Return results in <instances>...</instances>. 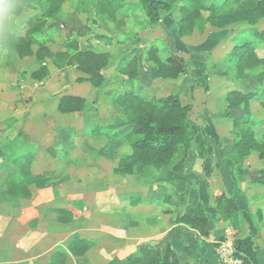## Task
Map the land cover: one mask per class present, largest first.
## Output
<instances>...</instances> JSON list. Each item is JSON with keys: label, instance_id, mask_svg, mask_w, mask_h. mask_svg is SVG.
<instances>
[{"label": "crops", "instance_id": "obj_1", "mask_svg": "<svg viewBox=\"0 0 264 264\" xmlns=\"http://www.w3.org/2000/svg\"><path fill=\"white\" fill-rule=\"evenodd\" d=\"M126 2L122 3L123 17L115 21L99 15L89 0H62L61 6L54 14V20L57 22L69 27L88 29V34L79 39L81 44L88 43L93 50L107 51L112 55L110 63L102 69L104 82L100 87H94L88 81H76L78 77H86L76 66L58 69L50 60L43 63L46 68L45 77L36 80L31 77L39 67L35 55L20 57L5 44L6 37L24 35L26 20L43 12L46 9L43 3L39 5L41 11H34L33 14L28 12L36 9L24 10L20 14L22 20L19 24L9 23L5 26L4 21L0 20V130H5L6 134L9 132L13 140L6 145L0 142V183L7 175L5 168L14 167V161L24 154L33 155L30 173L34 176L33 182L28 186L29 197L11 202L0 200V264H49L53 253L59 248H65L66 245L62 243L64 238L55 233L54 228L57 226L49 214H57L55 209L66 207L69 200L80 196V175H75L78 161L74 157L65 160L63 153L74 154L80 150L76 141L82 130L88 131L95 124L107 125L112 117H122V108L112 100L115 93L131 91L147 96L143 92L145 84L148 86L154 81L168 80L153 79L150 76L149 68L152 65L145 61L148 48L155 45L158 49L157 55L163 61L171 52L186 58L188 69L192 71H195L194 66L197 67L203 60L201 53L190 56L194 32L190 35L179 33V12L176 23L169 19L170 13H166L161 15L160 26H150L146 16L143 17L136 6L138 1L133 0L132 5ZM70 5L71 12L65 13ZM51 21L49 20L48 24ZM57 32L59 31H52L47 41V46L52 52L63 50L61 42H51ZM139 37L142 39L140 43ZM163 48H166L165 51ZM134 56L138 70L136 77L130 80L123 67L124 63ZM182 75L185 73L169 80L178 81ZM87 84L92 88H88ZM80 86H86L82 90L84 92L79 93ZM65 95L83 97V110L60 112L58 105L61 97ZM208 100L206 99V103ZM113 110L116 111V116L113 115ZM203 126L205 130L211 129V126ZM232 142L233 140L230 144ZM190 154L173 169L167 170L165 175L158 179L160 185L155 188L170 189L168 194H171V191L177 193L173 184H179L185 178L194 176L193 154ZM230 162L232 159L227 157H224L221 163L213 161L215 167L220 166V176L217 177L216 184L213 177L210 179V176L198 175L193 179L189 190L183 192L182 197L177 196L176 201H173L175 203H171L174 206L164 203L163 205L170 206L171 210L162 218L165 222L155 220L157 223L147 227V232L141 233L138 230L137 236L121 234L116 244L128 247L126 257L142 242L161 240L168 242L185 264H223L216 255L214 244L221 230L220 225L226 224L216 222L210 216L209 236L203 238L196 230L179 224L178 218L188 208L198 204L207 208L213 204L215 195L224 194L232 197L239 207L238 227H226V231L231 230L232 242L251 236L256 243L260 264H264V212L262 216H256L257 208L264 207L258 205L262 196L255 195L256 186H264L251 184L245 175L236 172L231 177H226ZM76 169L78 170V167ZM145 203L144 198H141L135 208L146 212L144 206H149L150 203ZM80 237L92 241V246L95 245L94 240Z\"/></svg>", "mask_w": 264, "mask_h": 264}, {"label": "rangeland", "instance_id": "obj_2", "mask_svg": "<svg viewBox=\"0 0 264 264\" xmlns=\"http://www.w3.org/2000/svg\"><path fill=\"white\" fill-rule=\"evenodd\" d=\"M132 1L117 0L116 2L118 5L124 2L132 5ZM173 1L174 9L168 14L169 19L176 23L179 8L186 4L187 0ZM258 1L260 0H241L238 4L234 3L222 9L221 17L229 19L230 15H234L225 27H218L207 21L201 31L194 30V36L191 38L193 43L191 53L193 54L190 53V56L198 53L204 56L201 64L194 66L196 70L188 69L185 75L175 82H170L172 80L168 79L154 81L148 86L145 84L146 88L144 87L143 91L146 97L153 100L170 93H177L182 103L192 105L191 119L194 126L190 135L194 136L198 132L201 134L200 142L203 144L204 154L212 159V163L215 160L221 163L224 157L232 159L226 177H231L235 172L240 173L241 169L254 171L264 169V160L258 158V146H255L254 150L243 158L237 157L235 153L231 154L229 150L230 142L235 134L247 128L241 123L237 125L232 123L234 118L242 116L249 117L252 124L251 129L255 132L257 141L264 143V106L262 104L264 103V36L256 34V30L259 32L264 30V16L259 17L254 25H247L246 18L243 20L239 14L235 15L238 8L252 9ZM136 6L145 17L139 4ZM71 8V5L68 6L67 11L64 12H71ZM34 11H41V6H38L36 10H31L28 14H33ZM202 15L207 18L209 12L203 11ZM256 16L254 14L252 18L256 19ZM237 18L238 21H235ZM67 31L61 28L54 34L51 42L55 43L54 40L61 42L67 35ZM138 42H142L140 37ZM238 43L244 45L246 48L243 49L247 52L241 56H231L233 45ZM165 49L163 48V51ZM142 64L146 65L143 62ZM80 87L79 93L84 92L82 90L86 86ZM87 87L92 88L90 84H87ZM247 92H259V98L252 97L253 99L246 104L241 93ZM206 99H209V102L206 103ZM228 101L237 103V106L225 114ZM246 107L249 108L248 112H245ZM112 113L116 116L115 110ZM110 123L122 124L121 117L110 118L107 124ZM203 124L211 126V129L205 130ZM104 126L106 124H95L88 131L82 130L77 135L76 141L80 145V150L74 154L63 153L65 160H71L74 157L79 163L75 166V175H80V196L69 200L63 208L64 212L57 214L50 212L49 217L57 226V228L53 227L55 233H58L60 238H64L62 242L64 245H68L76 234L94 240L95 244L89 248L87 253L69 255L64 264H125L128 247L116 244L120 240L119 236L123 233L137 236L138 230L144 233L147 232L145 229L152 227L156 221L165 222L162 218L171 212L169 207L174 206L171 203H175L173 201H176L177 196L189 190V186L193 185V179H196L198 175H203L201 158L198 156L194 141L188 153V155L193 154L192 173L194 176L185 178L179 184H173L177 193L171 191V194H168L170 189L155 187L160 185L158 179L163 177L167 170L173 169L177 163L186 158L182 148L167 167L156 169L151 166L138 165L132 174L115 173L114 168L118 159L130 152L128 142L122 133L126 127L113 129L115 133L112 131L113 134H111L109 130L105 133ZM11 140L9 132L6 134L5 130H0V142L6 145ZM219 168L220 166L213 165V173L208 177L210 179L213 177L215 184L217 177L220 176ZM256 187L255 195L262 196L258 205L264 207V188ZM141 198H144L146 203H150L149 206L145 203L144 209L151 213L138 211L135 208ZM164 203L170 206H165ZM257 210L256 216H262L264 208H257ZM225 224L224 226L221 224L222 227L220 225L221 230L215 239V250L218 244L226 238V227H230V224ZM232 238L234 240V237Z\"/></svg>", "mask_w": 264, "mask_h": 264}, {"label": "trees", "instance_id": "obj_3", "mask_svg": "<svg viewBox=\"0 0 264 264\" xmlns=\"http://www.w3.org/2000/svg\"><path fill=\"white\" fill-rule=\"evenodd\" d=\"M89 1L96 12L106 19L115 21L123 17L122 3L118 5L117 0ZM137 1L150 26L161 25V15L170 13L174 9L173 0ZM240 1L187 0L186 4L179 8V33L190 35L194 30L201 31L207 21L218 27L227 26L234 15L225 19L220 16L222 9L234 3L238 4ZM15 2L20 6L19 15L24 10L36 9L41 3L46 6L43 12L34 14L26 20L24 35L6 37L4 40L8 48L15 51L20 57L35 55L39 67L31 74L32 78L43 79L46 75V68L43 63L50 60L58 69H64L70 65L76 66L80 72L86 75V77H78L76 79L78 82L88 81L94 87H100L103 84L102 69L110 63L112 55L107 51L97 52L88 43H80L79 39L89 32L87 28L69 27L54 20V14L61 6L62 0H15ZM203 11L209 12L207 18L202 15ZM238 14L242 16L243 20L246 18L247 25H254L259 17L264 16V0L258 1L252 9L238 8L235 15L238 16ZM254 14L256 19L252 18ZM49 20L52 21L48 24ZM235 21H238V18ZM61 26L68 30L67 35L61 41L63 50L52 52L47 46L48 38L52 31H60ZM256 34L264 36V30L260 32L256 30ZM243 48L246 47L240 43L233 45L231 56H241L247 52ZM157 52V47L152 45L148 48L145 58V61L152 65L149 68V73L153 79H176L188 70V64L182 56L172 53L163 61L158 57ZM123 68L126 69L128 78L133 80L138 70L136 57L127 60ZM258 93L241 94L247 104L250 99L259 98ZM112 100L122 108V124L110 123L103 129H105V133L109 130L113 134L115 133L113 129L126 127L122 133L130 147V152L118 159L114 168L115 173L132 174L138 165L151 166L156 169L167 167L173 162L180 148H182L184 156L188 155L192 141L195 142L198 156L201 158L203 174L210 176L213 173L212 159L204 154L203 144L200 142L202 140L201 134L198 132L194 136L190 135L194 126L191 119L192 105L182 103L178 94H169L153 100L130 91L114 94ZM262 104L264 106V103ZM84 105L85 99L83 97L65 95L60 99L58 110L62 113L80 112ZM235 106L237 103L228 101L225 114H228V111ZM248 109L246 107L245 112H248ZM248 118L242 116L233 119V125L241 123L247 128H243L235 134L229 150L244 157L249 155L255 146H258V155L260 158H264V143L257 141L255 132L251 129V121ZM32 159V154H24L14 161V167L5 168L7 175L0 183V199L2 201L11 202L29 197L28 186L34 179L30 173ZM241 170L240 173L245 175L251 184L264 186V169L257 171ZM55 210L57 213L64 212L63 208ZM238 211V204L232 197L217 194L213 204L207 208L202 204L188 208L179 216L178 223L196 230L203 238H207L209 236L208 222L210 216L216 222L222 221L229 223L233 228H237ZM92 245V241L76 234L65 248H59L53 253L49 264H64L69 255H82ZM233 245L235 254L241 259L242 264H260L256 243L251 236L235 239ZM126 264H185V262L180 259L168 242L146 241L140 243L126 257Z\"/></svg>", "mask_w": 264, "mask_h": 264}, {"label": "built area", "instance_id": "obj_4", "mask_svg": "<svg viewBox=\"0 0 264 264\" xmlns=\"http://www.w3.org/2000/svg\"><path fill=\"white\" fill-rule=\"evenodd\" d=\"M216 255L223 264H242L241 259L235 254L230 229L226 231V238L218 244Z\"/></svg>", "mask_w": 264, "mask_h": 264}, {"label": "clouds", "instance_id": "obj_5", "mask_svg": "<svg viewBox=\"0 0 264 264\" xmlns=\"http://www.w3.org/2000/svg\"><path fill=\"white\" fill-rule=\"evenodd\" d=\"M19 5L15 0H0V20L7 24H19L22 20V15L18 14Z\"/></svg>", "mask_w": 264, "mask_h": 264}]
</instances>
